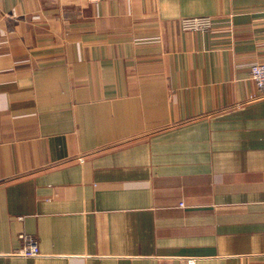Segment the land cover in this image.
Masks as SVG:
<instances>
[{"label":"crops","instance_id":"obj_1","mask_svg":"<svg viewBox=\"0 0 264 264\" xmlns=\"http://www.w3.org/2000/svg\"><path fill=\"white\" fill-rule=\"evenodd\" d=\"M258 62L264 0H0V264H264Z\"/></svg>","mask_w":264,"mask_h":264},{"label":"built area","instance_id":"obj_2","mask_svg":"<svg viewBox=\"0 0 264 264\" xmlns=\"http://www.w3.org/2000/svg\"><path fill=\"white\" fill-rule=\"evenodd\" d=\"M214 26V19L210 16H195L182 19V28L187 31H208L212 30ZM251 77L261 91V97L258 98H264V62H258L252 65ZM20 237L23 241V246L16 254L25 257H33L40 254V249L35 239L27 235H21ZM179 264H196V259L193 257H185L179 261Z\"/></svg>","mask_w":264,"mask_h":264}]
</instances>
